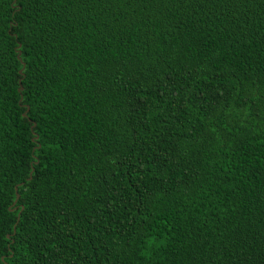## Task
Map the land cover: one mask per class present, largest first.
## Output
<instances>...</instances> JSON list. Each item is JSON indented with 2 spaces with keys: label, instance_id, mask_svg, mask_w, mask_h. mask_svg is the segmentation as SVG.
Instances as JSON below:
<instances>
[{
  "label": "trees",
  "instance_id": "obj_1",
  "mask_svg": "<svg viewBox=\"0 0 264 264\" xmlns=\"http://www.w3.org/2000/svg\"><path fill=\"white\" fill-rule=\"evenodd\" d=\"M0 264H264V0H0Z\"/></svg>",
  "mask_w": 264,
  "mask_h": 264
},
{
  "label": "water",
  "instance_id": "obj_2",
  "mask_svg": "<svg viewBox=\"0 0 264 264\" xmlns=\"http://www.w3.org/2000/svg\"><path fill=\"white\" fill-rule=\"evenodd\" d=\"M22 71H23V67L19 70V72H20V73H23ZM22 89H23L22 86L19 87V91H21ZM27 112H28V107H27V109L25 110V112L23 113V116H27ZM35 138H37V136H35ZM31 174H32V172H30L29 177H28L27 180H30V179H31ZM15 191H16V197H15V200H14V202H13V205L17 202L18 197H19V194H18V192H17V185L15 186ZM10 210H13V209H10ZM19 215H20V212H18L17 219L19 218Z\"/></svg>",
  "mask_w": 264,
  "mask_h": 264
}]
</instances>
